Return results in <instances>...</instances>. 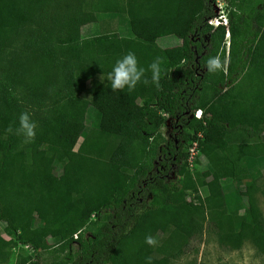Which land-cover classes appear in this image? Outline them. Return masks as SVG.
Listing matches in <instances>:
<instances>
[{
	"label": "trees",
	"instance_id": "1",
	"mask_svg": "<svg viewBox=\"0 0 264 264\" xmlns=\"http://www.w3.org/2000/svg\"><path fill=\"white\" fill-rule=\"evenodd\" d=\"M214 1L0 0V259L9 246H28V260L48 251L51 264H148L145 250L171 264L205 226L225 251L250 240L264 256V218L253 204L239 215L224 192L199 193L226 179L250 180L248 193L264 170V0H223L228 49L224 26L207 24ZM100 15H124L130 35ZM93 23L96 36L50 38ZM166 37L180 44L159 47ZM129 51L145 69L166 58L160 88L112 91L108 74ZM218 53L227 74L207 70ZM89 108L97 127L86 126ZM25 111L38 129L17 150L24 137L6 129ZM168 121L178 133L170 138ZM194 141L206 167L197 159L192 173Z\"/></svg>",
	"mask_w": 264,
	"mask_h": 264
},
{
	"label": "rangeland",
	"instance_id": "2",
	"mask_svg": "<svg viewBox=\"0 0 264 264\" xmlns=\"http://www.w3.org/2000/svg\"><path fill=\"white\" fill-rule=\"evenodd\" d=\"M99 20L105 21L106 23L112 22V26L118 29V33L121 36L126 37L130 35L128 22L124 15H114L113 18L107 15H100ZM100 31L101 28L98 27V23H93L82 28H71L66 33L51 35L50 38L52 42L57 44H69L83 38L96 36ZM157 43L161 48H169L180 44V41L174 37H166L158 40ZM249 83L250 81H246L244 85H248ZM200 106L203 107V104ZM98 123V113L94 109L89 108L86 115L87 128L97 127ZM162 136L167 138L176 136L174 126L170 121L163 126ZM80 141L81 139L78 143H80ZM28 144L29 143H25L24 141L21 142L17 150L23 149ZM191 154H193L194 161L197 159L200 160L199 169H204L206 167V161L204 157L198 154V150H191ZM189 155L190 151H188V156ZM188 169L193 173L195 171L194 163L192 167L188 164ZM262 173V176L256 181L248 193L245 192L243 187L249 186L252 183L250 180L245 181L243 187H237L229 179L223 180L222 182L217 181L216 183L209 181L205 187L199 189V193L202 197H206L210 192L218 195L224 192L225 206L228 211H238L239 215H242L246 208H248L250 204H253L254 208L258 209L264 218V170ZM210 188L213 190L210 191ZM11 209L14 210V207H11ZM4 226V223L0 224L1 234L4 233ZM3 236L6 239H11V237L5 234H3ZM47 240L49 244H54L55 242L52 237H49ZM31 253L32 252L28 249L19 250L17 248H15V252H13L9 246L6 250L7 255L4 260L0 259V264H33L37 260L36 257L33 260V256H31L29 260L26 258V256ZM144 254L151 257V264H160L158 260L152 257L149 251L145 250ZM53 260L54 257L47 251L40 254L36 264H51ZM171 264H264V256L256 250L250 240H246L240 250L225 251L218 243L216 232L211 227L205 226L202 235L192 239L186 248L185 254L173 260Z\"/></svg>",
	"mask_w": 264,
	"mask_h": 264
},
{
	"label": "clouds",
	"instance_id": "3",
	"mask_svg": "<svg viewBox=\"0 0 264 264\" xmlns=\"http://www.w3.org/2000/svg\"><path fill=\"white\" fill-rule=\"evenodd\" d=\"M166 61L165 57L157 56L148 66V69L140 66L136 54L129 51L120 59H118L112 71L108 74V80L111 83V89L115 91H123L125 88L129 92L134 91L136 86L140 83L148 85L154 84L157 88H160V80L164 74L163 65ZM229 65V59L225 55L222 58V54L209 57L206 62L207 70L211 73L224 72L227 74ZM151 73V79L147 77V72ZM38 124L32 119V115L25 111L19 116V126L13 127L9 125L6 131L10 134H15L24 137L25 143L34 142L36 136V129ZM145 242L151 246H154L157 241L151 235L145 237ZM148 264H151V257L146 258Z\"/></svg>",
	"mask_w": 264,
	"mask_h": 264
},
{
	"label": "built area",
	"instance_id": "4",
	"mask_svg": "<svg viewBox=\"0 0 264 264\" xmlns=\"http://www.w3.org/2000/svg\"><path fill=\"white\" fill-rule=\"evenodd\" d=\"M212 8H213V18L209 19L207 21V24L209 26H212L213 30H215L216 28H218L219 26H224L225 28V40H226V48L228 49L229 46V27H228V18H227V11H226V3L223 0H215L214 2H212ZM196 119H201L202 118V110L201 109H197L193 112L192 114ZM169 122V121H168ZM177 128V127H176ZM178 128H181L180 126ZM177 128V129H178ZM178 133L176 132V135ZM198 138H201V135H198ZM198 147V143L197 141L192 142V146L190 147L189 151H190V155L188 156L187 162L189 164L190 167L193 166L194 163V158H193V154H191V150H196ZM94 218V215L91 216V219ZM78 234V233H77ZM77 234L74 235V239L77 238ZM24 249H28L31 251V249L28 246H24ZM35 259L34 257L32 258V260ZM34 262V261H33Z\"/></svg>",
	"mask_w": 264,
	"mask_h": 264
},
{
	"label": "crops",
	"instance_id": "5",
	"mask_svg": "<svg viewBox=\"0 0 264 264\" xmlns=\"http://www.w3.org/2000/svg\"><path fill=\"white\" fill-rule=\"evenodd\" d=\"M167 38H169V37H167Z\"/></svg>",
	"mask_w": 264,
	"mask_h": 264
}]
</instances>
